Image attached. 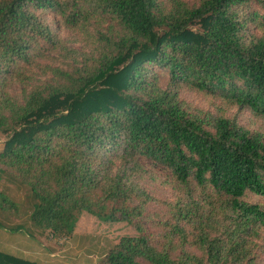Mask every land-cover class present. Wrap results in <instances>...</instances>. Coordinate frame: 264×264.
Returning <instances> with one entry per match:
<instances>
[{"label":"trees","instance_id":"obj_1","mask_svg":"<svg viewBox=\"0 0 264 264\" xmlns=\"http://www.w3.org/2000/svg\"><path fill=\"white\" fill-rule=\"evenodd\" d=\"M81 7L117 39L82 71L30 82L57 47L44 11L74 25ZM183 88L236 111L196 110ZM0 131L8 229L70 238L86 211L138 232L99 264H259L264 204L249 198L264 199V0H0ZM157 167L166 197L149 187ZM19 201L29 216L15 223ZM151 206L164 212L152 219ZM0 264L41 263L0 250Z\"/></svg>","mask_w":264,"mask_h":264},{"label":"rangeland","instance_id":"obj_2","mask_svg":"<svg viewBox=\"0 0 264 264\" xmlns=\"http://www.w3.org/2000/svg\"><path fill=\"white\" fill-rule=\"evenodd\" d=\"M162 1L169 4V0ZM183 1L189 4L197 2V0ZM82 7L84 8L85 5H82ZM82 7L80 8V15L77 16L76 24L74 25L67 22L65 14L52 10L44 11L45 18L50 23L56 36L57 47L40 59L41 66L39 68L37 66H32L27 71L28 75L31 77L29 80L30 82L39 84L45 80H49V78L53 80H58V78L62 79V77L59 74H56L55 71H67L70 73H77L76 71L78 70L82 71L87 68V66L94 64V57H96L101 51L105 50L106 41L117 39L121 29L113 24L109 17H101L90 13H85V16L83 17L81 16ZM85 9L86 8L83 10ZM68 10L70 14L76 12V9L71 7L68 8ZM89 11H91V9ZM161 82L164 85V76H162ZM31 86L32 85L29 83H25L24 85L17 84L14 87L15 97L19 100H23L24 95L27 94ZM180 97L186 100L187 103L196 110L205 109L214 113L224 112L227 116L236 111L235 105L229 106L223 99L217 98L216 96L207 94L195 88L181 89ZM6 139L7 134L0 131V152L3 150ZM156 171L158 179L149 187L152 189L151 191L153 193L158 192L163 197H166L168 196V183L171 181L170 174L166 169L160 167H157ZM5 184L4 179H1L0 177V185L4 186ZM12 188L14 187L12 186L11 189ZM13 195L18 197L15 192ZM19 196L20 198L24 197L22 194ZM249 199L256 200L264 204V199L261 197H250ZM17 204L18 208L16 218L18 220H16L15 223L22 222L25 219L28 220L29 213L24 211V209L27 210L25 203L19 201ZM163 212L164 210H160L157 206L149 207V213L151 217H153L152 219H156ZM94 217L97 221H99L101 226L96 227L89 234L90 237L82 241V243L84 242L86 245L85 248H83V246L80 248L76 246L78 244L77 240L71 239L72 236H70V238H53L48 240L50 245L56 249L57 252L60 251L57 255L60 262L55 264H78L79 259L88 254L87 249L94 246L95 242L103 243L106 252L111 246L117 243L122 236L138 234V232L126 221H102L96 216ZM0 219L2 221L6 218H3L0 215ZM4 222L8 226H11L10 223H12V221H10V223L9 221ZM150 225L151 224L148 223L147 227L153 231L154 229L151 228ZM95 226H97V224ZM91 238L93 239L91 240ZM22 258L31 259L30 257ZM100 259L101 257L97 258L94 264H99ZM259 264H264V256Z\"/></svg>","mask_w":264,"mask_h":264},{"label":"crops","instance_id":"obj_3","mask_svg":"<svg viewBox=\"0 0 264 264\" xmlns=\"http://www.w3.org/2000/svg\"><path fill=\"white\" fill-rule=\"evenodd\" d=\"M4 221L7 219H0V250L8 252L10 254L19 257H30L31 261H36L41 264H55L60 262L57 257L58 253L54 249L49 241H45L40 236H30L22 230H10L8 225ZM97 224V226H95ZM98 226L99 221L95 219L94 215L83 211L79 219L77 220L73 235L71 239L77 240L79 248L83 246L85 248L84 241L89 238V234ZM104 227V226H103ZM93 238H91L92 240ZM53 244V243H52ZM95 244V245H94ZM89 249H87V255H84L79 259L78 264H94L97 258L104 255L105 249L103 243L95 242ZM5 249V250H4Z\"/></svg>","mask_w":264,"mask_h":264}]
</instances>
